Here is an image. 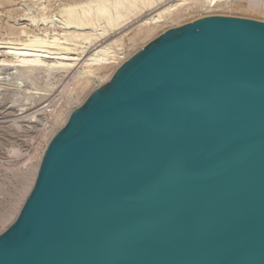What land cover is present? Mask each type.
Returning a JSON list of instances; mask_svg holds the SVG:
<instances>
[{"label":"water","instance_id":"1","mask_svg":"<svg viewBox=\"0 0 264 264\" xmlns=\"http://www.w3.org/2000/svg\"><path fill=\"white\" fill-rule=\"evenodd\" d=\"M0 264H264V23L165 31L48 143Z\"/></svg>","mask_w":264,"mask_h":264},{"label":"bare ground","instance_id":"2","mask_svg":"<svg viewBox=\"0 0 264 264\" xmlns=\"http://www.w3.org/2000/svg\"><path fill=\"white\" fill-rule=\"evenodd\" d=\"M37 1H40V7H37L38 15H25L28 19V28H18L14 24L6 23L7 37L0 40L4 41L0 43V66L13 67L20 79L32 81L40 74L45 83V89H42L45 93H38V100H42L47 96L46 92L51 91V80L57 75L61 76L62 73L74 70L77 71L70 84H74L76 92H83L91 86L99 88L105 84L113 72L130 57L124 56L123 35L115 40L114 37L105 42L104 40L134 19L147 14L140 19L135 35L148 38L155 30L167 22L174 23L182 13L190 9L219 10L229 8L235 3V0H68L64 2L65 4H61L65 28L53 34L55 30L52 27V29L47 28L49 22L46 18L52 6L43 5L42 0ZM259 1L264 6V0ZM4 3V0H0V5ZM263 6L254 5L249 3V0H245V6L242 8L260 12ZM201 18L205 17H199ZM191 22L193 21L189 23ZM1 27L2 25L0 29ZM134 39H130L132 43L135 42ZM70 114L71 111L67 113L58 111L54 122L55 128L43 138L41 149L36 156H33L34 164L30 166L29 172L24 173L22 191H18L20 193L17 195L19 196L18 204L14 205L15 212L7 214L8 217L6 216L7 218L3 220V224L7 223L4 228L9 227L16 219L25 198L33 188L48 143L65 126Z\"/></svg>","mask_w":264,"mask_h":264},{"label":"rangeland","instance_id":"3","mask_svg":"<svg viewBox=\"0 0 264 264\" xmlns=\"http://www.w3.org/2000/svg\"><path fill=\"white\" fill-rule=\"evenodd\" d=\"M4 1L5 3L0 5V25H2L0 29L2 30L0 32V40L7 37L6 23L14 24L18 28H28V19L25 15L37 16L39 12L37 7L40 4V1L38 2L37 0ZM66 1L68 0L41 1L45 6H52L46 18L47 22H49L47 28L50 27L49 29L54 28L55 30L53 34H56L57 30L59 32L65 28L63 27L64 19L62 17L61 4H65ZM243 1L235 0L233 6L220 8L219 10L190 9L182 13L174 23L167 22L155 30L150 37H137L135 35L137 33V26L140 19L147 15L145 14L138 19H134L126 26H123L119 31L113 34L111 33V36L106 38L104 42L110 38L113 39V37L114 40L118 39L123 35L125 45L124 56L127 55V57L131 58L165 31L184 26L190 21H194L193 19H199V17L221 16L264 23V6L260 4V1L249 0L251 4L263 6L260 12L245 10V8H242L245 6V0ZM125 29L126 31H124ZM130 39H134L135 42L132 43ZM2 42L4 41H0V43ZM76 71L62 73L61 76L56 74L57 77L50 82V86L52 87L50 89L51 91L49 93L46 92L47 96L42 100H38L39 96L37 94L45 93L42 91V89H45V83L43 82L42 76H39L40 74L37 75L39 77L36 76L35 79L30 81L20 79L13 67L0 66V234L8 228V226L4 228V225H7V223L3 224V220L12 211V213L15 212L14 205L16 204L17 206L18 204L17 198L19 196L17 195L22 191L21 185L25 177L24 173L29 172L30 166L34 164L33 156H36L41 149L43 138L55 128L54 126L56 125L54 122L58 111L62 110L64 113L71 111L72 113L81 107L85 99L92 92L107 84L116 72L115 70L111 78L99 88L91 86L83 92H76L74 84H70L73 82ZM16 81L18 82L16 83ZM19 81L22 82L20 83ZM17 86L18 88H16Z\"/></svg>","mask_w":264,"mask_h":264}]
</instances>
